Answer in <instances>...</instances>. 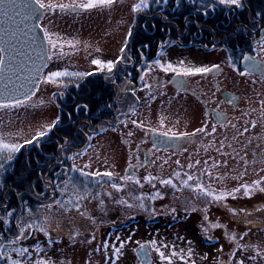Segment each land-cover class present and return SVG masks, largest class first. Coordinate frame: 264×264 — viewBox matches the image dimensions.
Returning <instances> with one entry per match:
<instances>
[{
  "label": "flooded vegetation",
  "instance_id": "obj_1",
  "mask_svg": "<svg viewBox=\"0 0 264 264\" xmlns=\"http://www.w3.org/2000/svg\"><path fill=\"white\" fill-rule=\"evenodd\" d=\"M137 3L139 0L132 1L131 21L113 62L121 55L124 59L111 72L107 67L85 69L83 73L89 75L80 78V81L88 76L102 78L110 86L113 99L99 107L103 115L89 118L85 114L81 118V132L74 133L78 141L68 145L64 137L53 159V163H64L47 171L50 173L45 179L46 184L33 186L35 197L47 201V210L37 214H42L43 218L51 216L52 221L60 219L61 223L54 229H59V234L64 237L72 234L70 218L73 213L78 216L77 213L89 207L88 204L93 208L111 204L114 210L123 207L125 212L116 210L113 217L102 214L100 217L108 218L103 224L100 218H89V224L96 225L92 234L102 229L129 228L141 220L145 225L150 224L152 192L148 183L152 184L154 179L149 182L146 177L178 180L191 176L193 183L199 184V173L195 170L175 166L170 171H160L156 168L160 162L153 158L154 152L199 145L206 140L205 135L213 133V127L224 129L225 143L230 150L238 149L243 160H262L264 157V0H242V7L220 4L219 0H148L147 8L134 12L133 5ZM122 47H125L123 54ZM155 60L165 65L171 63L179 71L166 72L154 63ZM46 65L47 62L31 95L44 84ZM213 65L219 67L207 73L183 74V68H211ZM121 125L143 130L142 136L131 138L138 146L130 149L129 159L115 169L96 172L100 175L72 167L70 157L87 148L102 132L100 129L116 130ZM55 128L32 145L54 144L57 140ZM199 128H205V131L197 132ZM153 132L176 137H153ZM126 139L123 137L122 140ZM233 141L238 145L232 147ZM65 149L66 154L63 153ZM105 172L112 175L106 176ZM261 178L264 174L243 185H251ZM137 180L140 183H136ZM113 184L120 186V190L113 188ZM260 187L263 186L260 184ZM70 190L74 191L73 195L69 194ZM254 191L258 193V190ZM242 192L244 194V190ZM120 200L127 203H117ZM141 202L143 207L139 206ZM263 203L256 205L259 207ZM126 205L132 206L127 208ZM80 218L88 217L82 215ZM40 220L43 221L42 217ZM140 245L147 244L142 242L137 246ZM137 246L133 248L134 255L139 264H146L143 263L146 252L151 256L150 251L147 247L142 260Z\"/></svg>",
  "mask_w": 264,
  "mask_h": 264
},
{
  "label": "rangeland",
  "instance_id": "obj_2",
  "mask_svg": "<svg viewBox=\"0 0 264 264\" xmlns=\"http://www.w3.org/2000/svg\"><path fill=\"white\" fill-rule=\"evenodd\" d=\"M132 1L116 0L111 6L93 9H44L39 20L45 33L48 54L44 84L18 105L17 101L3 103L12 106L0 107V137L8 143L27 145L24 144L26 140L32 139L38 131L45 130L46 126L53 123L60 112L58 102H67L65 88L78 82L82 76L50 78V74L58 71L83 73L85 69L93 70L100 67L92 63L94 59L105 63L113 61L131 21ZM41 2L76 5L86 0ZM49 39L56 44L55 48L49 43ZM101 130L87 148L70 157V164L75 166L73 168L92 171L93 174L115 169L121 162L129 159L130 149L138 146L132 143L131 138L143 134L142 129H132L127 125H121L116 130L102 128L99 131ZM205 136L206 140L199 142V145L154 152L153 158L160 162L156 168L162 172L170 171L175 166L195 170L199 173L197 179L203 188L211 190L215 195L233 193L214 201L216 205L212 204L210 196L195 188L193 178L191 182L187 181V185L184 184V177L178 180L173 178V187L160 183L161 180L171 178L153 177L155 183H148L152 196L157 192L161 195L152 199L150 224L145 225L141 220L129 228L102 229L97 234H92L94 227L89 224V218H100L103 224L108 218L100 217L102 214L113 217L116 210L118 213L125 212L123 207L114 210L111 204L95 208L88 204L89 207H84L77 213L78 216H74V212L70 218L72 234H67L66 237L59 234L61 231L54 228L61 220L57 218L52 221L51 216H47L42 218L40 225L34 223L31 224L33 227L25 228L24 237L13 240L15 243L2 242L4 247L0 251L9 253L11 259L20 260L22 264H37L39 260H46L49 264H139L133 248L145 242L151 254L145 256V260L142 255L143 263L146 264H169V260L161 258V252L171 258V264H240L241 261L242 264H264V223L246 224L243 219L238 220L236 212V208L248 205L251 210L249 213L253 211L263 215L264 210H256V204L264 201V192L256 193L253 190L250 197L233 192L236 188L241 189L245 181L264 174V157L262 160H243L238 155V149L230 150L225 143L223 128H216L211 135ZM123 137L127 139L123 141ZM235 145L238 144L233 141L232 147ZM58 146L61 147L62 142ZM66 152V149L63 150L64 154ZM3 162H6V158ZM73 193L74 191H69L70 195ZM200 201L205 204L204 208H199ZM126 207L128 208L127 205ZM227 211H231L232 215ZM82 213L88 218H80ZM215 223L225 227L214 228L212 225ZM40 227H44L47 234L40 231ZM225 233L235 234L236 239ZM59 236L60 239H57ZM121 244L123 247L116 255L114 249L120 248ZM141 247L142 245L137 246V250ZM17 248H27L28 253L20 256L13 251ZM0 262L10 264V259L5 258Z\"/></svg>",
  "mask_w": 264,
  "mask_h": 264
},
{
  "label": "trees",
  "instance_id": "obj_3",
  "mask_svg": "<svg viewBox=\"0 0 264 264\" xmlns=\"http://www.w3.org/2000/svg\"><path fill=\"white\" fill-rule=\"evenodd\" d=\"M86 79L67 86L64 91L68 98L67 102L64 104L58 102L60 112L59 122L54 131L57 138L54 144L43 142L39 145H24L14 154V159L4 162L5 167L0 169V238L2 242L15 240L22 226L34 223L40 225L42 220L37 218H43V216L37 213L47 210V201H39L35 197L33 186L46 184L45 179L50 173L47 171L64 163H53L59 151V142H62L64 137L70 144L78 141L74 133L81 132L82 127L79 126L81 118L85 114L90 116L89 118L97 114L103 115L99 107L113 99L110 86L105 84L102 78L88 76ZM96 120L94 119V122ZM186 178L184 177V181H188ZM261 185L264 187V180ZM242 191V189L239 191V196L244 195ZM210 198L213 199L211 196ZM214 201L216 200L213 199L212 204L216 205ZM199 203V208H204L205 204L203 205L201 201ZM236 209L238 220L243 219L246 224L264 223V214L258 215L253 211L249 213L250 208L245 206ZM260 209L264 210V203L256 210ZM9 212L12 214L8 215ZM227 212L232 215L231 211ZM233 217L236 218L234 215Z\"/></svg>",
  "mask_w": 264,
  "mask_h": 264
},
{
  "label": "water",
  "instance_id": "obj_4",
  "mask_svg": "<svg viewBox=\"0 0 264 264\" xmlns=\"http://www.w3.org/2000/svg\"><path fill=\"white\" fill-rule=\"evenodd\" d=\"M42 13L35 0H0V56L3 57L0 103L30 96L39 82L48 55L45 33L39 23ZM152 136L176 137L159 132H153ZM146 251L145 245L138 250L141 259Z\"/></svg>",
  "mask_w": 264,
  "mask_h": 264
},
{
  "label": "snow or ice",
  "instance_id": "obj_5",
  "mask_svg": "<svg viewBox=\"0 0 264 264\" xmlns=\"http://www.w3.org/2000/svg\"><path fill=\"white\" fill-rule=\"evenodd\" d=\"M35 2L39 5V7L41 9H46L47 8V9L54 10L55 8H60L61 10H64V9H68V8H72V7L81 8V9H92V8H95V7H108V6H111L112 4H114L116 2V0H86V2L79 3V4H76V5H68V4L52 5V4H45V3L41 2V0H35ZM219 3L220 4H224V5H228V6H236V7H242L243 6L242 5V0H219ZM147 6H148V0H140L139 3L133 5V11L134 12L141 11V10L147 8ZM49 43L52 44L53 48L56 47V44L51 39H49ZM69 43H71V42H69ZM126 44H127V41L125 42V47H126ZM125 47H122L121 50H120L122 54L125 52ZM123 59H124V56L121 55L120 57H118L117 61H115V62L107 61L105 63V62H103L101 60L94 59V60H92V63L94 65H100L101 70L104 67H107L108 71L111 72L112 69L116 67V64L121 62ZM245 59H248V58L246 57ZM154 63L157 66H159L162 70H164L166 72L167 71H176V72L179 71V69L174 67L171 63H168L167 65H165V64H162L160 60H155ZM183 63H184L183 61L180 62L181 67H183ZM2 64H3V57L0 56V65H2ZM252 66L255 67V65H252ZM218 67H219L218 65H213L211 68H209V67H198V68L187 67V68H183V74L184 75H193V74H197V73H207V72H210L213 69L218 68ZM241 74L243 75V73H241ZM67 75H80V76H83V75H89V73H69L67 71H65V72H59L58 71V72L51 73L50 74V78L51 77L67 76ZM143 78L144 77L142 76L141 79H143ZM16 103L18 105L20 103V101H17ZM11 106L12 105H10V104L0 103V107H11ZM218 118H219V114H218ZM58 122H59V118L57 117V119L55 121H53V123L51 125L46 126L45 130L38 131L36 133V135L32 137V139L26 140L24 142V144H32L34 141L38 142L39 138L46 136L47 133L49 131H51V129L53 127H55ZM132 123L135 124L136 121H132ZM196 131L197 132H204L205 128H199ZM212 131L213 132L215 131L214 127H213ZM245 131H247V129H245ZM129 135H131V133H129ZM185 135H188V134H185ZM23 146L24 145L18 144V143H8L2 137H0V169L5 167V163L3 162L5 160V158H6V161H12L14 159V154L19 152L20 149ZM177 163H179V162L177 161ZM197 163H199V161H197ZM73 167H75V166H73ZM96 175H100V173H96ZM104 175L111 176L112 173L105 172ZM176 175L179 176V173H176ZM125 179H130V177H125ZM145 179L149 180V182H150L151 179H154V178L146 177ZM188 179L191 180L192 177L189 176ZM262 180H264V178H261V180L253 181L251 185H247V184L241 185V188H243V190H244V195L245 196H251L253 190H258L260 192H264V187H260V184H261ZM136 183H140L139 180H137ZM160 183L161 184L172 185L173 187H175V185H173V182H172L171 179L161 180ZM184 184L187 185V181H184ZM112 187L116 188L117 191L120 190V186H118L116 184H113ZM196 188L200 189V191L204 195L211 196V197H213L214 200H217V201L224 199L225 196H227V195H232L233 194L232 192H230V193H222L220 195H215L211 190L203 188V186L200 185V184H197ZM240 190H241L240 188H236V189L233 190V192H239ZM109 195H111V194L109 193ZM160 195L161 194L159 192H157L151 198L155 199V198H157ZM138 199H140V198H138ZM56 203L60 204L61 207H65V205L63 203H61L60 201H57ZM69 203H71V201H69ZM117 203H127V202L124 201V200H120V201H117ZM75 206L77 207V209L79 208L78 204L75 205ZM128 206L131 207L132 205H128ZM139 206L143 207V203L141 202V204ZM193 210H195V209H193ZM233 211H235V210H233ZM11 214H12L11 212L8 213V215H11ZM81 215H83V213ZM45 219H47V218H45ZM205 219H207V217H205ZM31 227H33V225H31V224L22 226L20 228V234L16 237V240H19V239L24 237L25 228H31ZM212 227L215 228V227H225V226L221 225L219 223H215V224L212 225ZM39 230L40 231H45V234H47L46 229L44 227H40ZM78 234L79 233H77V235ZM225 235L226 236H230L232 239H236L235 234L225 233ZM12 243H15V241H12ZM153 243H155V242H153ZM3 247H4L3 244H0V248H3ZM105 247H107L106 244H105ZM122 247H123V244H121L120 248H115L114 252L116 254H119ZM157 250H159V249H157ZM13 251L18 253L20 256H24L25 253H28V249L27 248H17V249H13ZM189 254H191V250L190 249H189ZM173 255H175V253H173ZM160 256H161L162 259L169 260V264H171V258L170 257H166L163 252L160 253ZM5 258L10 259V264H22V262L20 260L11 259L10 256H9V253L4 252V251H0V259H5ZM181 258H183V257H181ZM37 264H49V262L46 261V260H39V261H37ZM240 264H242V261L240 262Z\"/></svg>",
  "mask_w": 264,
  "mask_h": 264
}]
</instances>
